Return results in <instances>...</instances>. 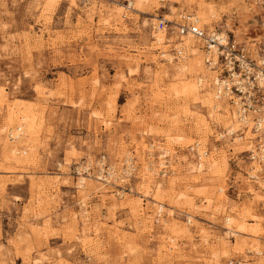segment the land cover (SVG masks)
Listing matches in <instances>:
<instances>
[{
    "label": "rangeland",
    "instance_id": "obj_1",
    "mask_svg": "<svg viewBox=\"0 0 264 264\" xmlns=\"http://www.w3.org/2000/svg\"><path fill=\"white\" fill-rule=\"evenodd\" d=\"M195 14L264 49V0H0V264H264L255 135L188 88L217 75L179 34Z\"/></svg>",
    "mask_w": 264,
    "mask_h": 264
},
{
    "label": "built area",
    "instance_id": "obj_2",
    "mask_svg": "<svg viewBox=\"0 0 264 264\" xmlns=\"http://www.w3.org/2000/svg\"><path fill=\"white\" fill-rule=\"evenodd\" d=\"M166 27L167 23L160 20L157 28L163 30ZM177 28L180 36L190 34L202 40L205 64L217 72L213 81L215 95L229 100L238 118L246 124V129L250 125L255 136L247 139L248 159L253 164L252 172L264 179V49L252 50L229 34L218 31L206 33L193 23L178 25ZM185 54L184 47L175 51L177 59ZM99 163L103 169L108 168L106 156H102ZM130 163L128 160L127 169L132 172L134 166ZM111 171L108 168V174L112 175ZM253 178L258 177L254 175Z\"/></svg>",
    "mask_w": 264,
    "mask_h": 264
},
{
    "label": "bare ground",
    "instance_id": "obj_3",
    "mask_svg": "<svg viewBox=\"0 0 264 264\" xmlns=\"http://www.w3.org/2000/svg\"><path fill=\"white\" fill-rule=\"evenodd\" d=\"M51 1V0H50ZM202 14V13H201ZM201 14H199V15H193V16H190L189 17V20L190 21H193V23H194V25H195V23H197V24H199V21H198V19H199V16H200V19L201 20H203L205 23H204V25L206 26V27H208L209 29L210 28H212L211 27V25L209 24V22H207V20H206V18H205V16L204 15H201ZM197 27H199L201 30H202V28H201V26H198L197 25ZM207 28V29H208ZM203 31V30H202ZM188 36L190 35V34H187ZM156 36V35H155ZM186 36V35H185ZM157 38V37H156ZM159 38V37H158ZM188 38H190V36L188 37ZM193 38V37H192ZM196 39V38H195ZM158 40V39H157ZM190 41V40H189ZM195 41V40H194ZM197 41V40H196ZM201 41V40H200ZM193 42V41H192ZM180 45H182V44H180ZM192 45V44H191ZM194 45V44H193ZM200 45V44H199ZM185 47V46H184ZM187 48V47H186ZM187 50V49H186ZM191 51V50H190ZM195 51V50H194ZM164 55V54H163ZM190 54H189V52L185 55V56H183L182 57V59H180L181 61H180V63L178 62V75L180 76V77H185L186 76V74L188 75V74H191V73H193L194 71H197V73L200 71V70H195L196 69V64L194 63V62H190L188 59V56H189ZM195 55V54H194ZM172 60V59H171ZM197 69H199L198 67H197ZM212 68H210V70H211ZM212 71V70H211ZM204 72V71H203ZM214 72V71H213ZM217 72H215V74H216ZM176 75H177V73H176ZM178 76V77H179ZM206 76V75H205ZM215 78H214V80L216 79V75L214 76ZM183 79V78H182ZM186 79V78H185ZM203 79L204 78H202V77H199L198 78V83L197 84H195V85H189L188 86V88L189 89H191L193 92H195L197 95H199V94H201L203 91H204V97L203 98H199L200 100H201V102L203 103V104H206L207 105V107L209 106V107H211V109H212V111H213V113H214V115H215V117L217 118V120H219L220 121V119H224L227 123V130H228V133H229V135H235L236 134V125L234 124V122H230V118H229V112H228V110H227V107H226V104H227V101L226 100H223V99H221V98H218L215 94H214V90L212 91L211 90V88H209V89H207V88H205L206 89V91L204 90V88L202 87V85H204V83H202L203 82ZM205 80V79H204ZM209 90V91H208ZM17 113H18V111H17ZM28 113V112H27ZM30 113V112H29ZM32 114V113H31ZM30 115V114H29ZM29 115H22V116H19V118H21V119H24V121L25 122H27V124H26V127H27V134H28V136H32V135H34V133H35V125H34V123L36 122L33 118H34V116H33V118H31ZM232 115H233V117L234 116H236L235 115V113H232ZM14 116H15V112H14ZM28 116V117H27ZM18 117V116H17ZM17 117L15 116V119H17ZM236 118V117H235ZM35 121V122H34ZM234 121V120H233ZM239 122L245 127L246 126V124L245 123H242V121L239 119ZM25 124V123H24ZM246 128V127H245ZM20 131L23 129L21 126L18 128ZM18 130V131H19ZM36 134V133H35ZM18 137H19V135H18ZM17 138V137H16ZM15 139V138H14ZM240 140V139H239ZM30 142V141H29ZM196 146V145H195ZM198 146V148H197V153H198V155H199V157L198 158H201L202 160H201V162L198 164V166L196 167V169H199V170H201L202 171V169L205 167V162H208V161H210V163H211V166H212V168H217L218 167V165H217V163H216V161L217 160H207V158H205V159H203L207 154V151H204L203 149H202V147H200V145L198 144L197 145ZM20 152V150H18V149H16V148H10V153H11V155H13V156H16V155H19L18 153ZM215 152V151H214ZM22 153H24V152H22ZM17 157V156H16ZM193 158V157H192ZM211 158V157H210ZM204 160V161H203ZM212 161V162H211ZM163 167L165 166V163H162L161 164ZM263 187H264V185H263ZM162 208L163 207H160L159 208V211L160 210H162ZM171 211V210H170ZM231 221H232V219H228L227 220V223H228V225L230 226L231 225ZM68 238V237H67ZM31 259V258H30ZM44 260H45V257H40V258H38V259H35V261H33V264H43V262H44ZM29 263V262H28Z\"/></svg>",
    "mask_w": 264,
    "mask_h": 264
}]
</instances>
